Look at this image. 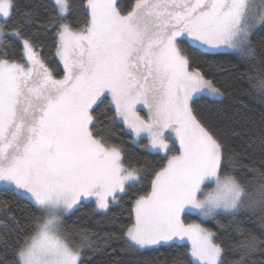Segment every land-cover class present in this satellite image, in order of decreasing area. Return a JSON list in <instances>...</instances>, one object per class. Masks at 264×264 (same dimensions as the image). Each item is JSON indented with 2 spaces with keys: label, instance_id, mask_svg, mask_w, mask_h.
<instances>
[{
  "label": "snow or ice",
  "instance_id": "obj_1",
  "mask_svg": "<svg viewBox=\"0 0 264 264\" xmlns=\"http://www.w3.org/2000/svg\"><path fill=\"white\" fill-rule=\"evenodd\" d=\"M16 8L15 0H0V185L38 213L21 227L16 264H82L93 242L82 229L74 244L64 216L84 200L107 210L137 184L128 223L120 225L129 248L182 247L186 239L188 264H223L224 242L186 224L182 215L191 213L207 219L243 211L258 217L264 235V172L249 187L234 172L236 158L226 161L224 143L192 106L198 96L223 93L184 47L250 60L264 10H254L253 0H134L125 8L117 0H50L43 16H17ZM41 30H54L51 58L38 51ZM48 59L62 64L60 78ZM252 87L264 96V76ZM101 106L134 142L147 139L145 148L163 153L158 167L126 166L122 147L97 127ZM235 231L243 238L229 249L237 254L231 264H264V238L240 225Z\"/></svg>",
  "mask_w": 264,
  "mask_h": 264
},
{
  "label": "trees",
  "instance_id": "obj_2",
  "mask_svg": "<svg viewBox=\"0 0 264 264\" xmlns=\"http://www.w3.org/2000/svg\"><path fill=\"white\" fill-rule=\"evenodd\" d=\"M117 2L125 8L134 0ZM15 3L17 16L29 10L43 16L50 0H15ZM70 3L78 6L81 0H70ZM255 10H264L261 9V0ZM76 15L73 11L70 19L75 21ZM32 27L35 30V26ZM53 32H40L41 47L38 51L45 58L54 56L55 50L51 46ZM251 39L255 56L250 60L227 49L214 52L197 46H184L192 65L202 69L206 78L213 80L223 93L219 97L198 96L192 106L224 143L226 161L229 154L236 158L234 172L243 181L252 182L249 187L262 182L260 174L264 172V96L252 87L258 77L264 76V26L254 29ZM3 51L0 48V53ZM8 54L16 58L19 49L12 45L8 47ZM46 62L50 64L55 78H60L62 64L57 68V62L52 59ZM137 107L145 116L146 110L140 105ZM112 115L114 112L103 106L97 109V127L105 131L113 143L122 147L126 166L148 171L158 167L163 153L145 148L147 139L134 142V137L122 122L110 119ZM140 186L137 184L129 188L107 210L98 209L94 200H84L64 216L65 228L74 244L80 242L82 229L88 231L93 242L92 247L83 249L82 264H188L189 246L186 242L182 247L162 245L146 250L129 248L125 244L120 225L128 223L129 209ZM34 215L38 213L26 198L0 185V264H16L15 242L22 235L21 227L27 228ZM237 225L245 229V234L252 231L264 238L258 217L243 211L235 216L221 213L204 220V226L216 234L218 241L224 242L223 264H231L236 258L237 254L229 249L233 242L243 238L235 231ZM109 233L113 234L111 239L106 236ZM254 259L259 261L261 256L257 254Z\"/></svg>",
  "mask_w": 264,
  "mask_h": 264
},
{
  "label": "rangeland",
  "instance_id": "obj_3",
  "mask_svg": "<svg viewBox=\"0 0 264 264\" xmlns=\"http://www.w3.org/2000/svg\"><path fill=\"white\" fill-rule=\"evenodd\" d=\"M259 1L260 0H253L254 10L258 6ZM204 49L205 50H208L207 48H204ZM212 186H214V185H209V187H212ZM92 200H94V199H92ZM94 202H95V200H94ZM182 219L184 220V222L186 224H200L202 227H205L204 226V220H205V218H202V217H200L199 215H197L195 213H191V214H188V215H182ZM184 242H186L188 244L189 249H190V242H188L186 239H185Z\"/></svg>",
  "mask_w": 264,
  "mask_h": 264
}]
</instances>
